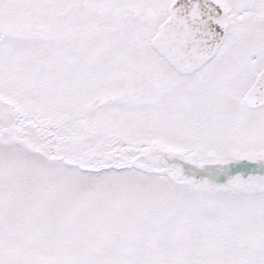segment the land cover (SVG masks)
I'll return each mask as SVG.
<instances>
[{
  "label": "snow or ice",
  "instance_id": "6c2138e0",
  "mask_svg": "<svg viewBox=\"0 0 264 264\" xmlns=\"http://www.w3.org/2000/svg\"><path fill=\"white\" fill-rule=\"evenodd\" d=\"M0 264H264V0H0Z\"/></svg>",
  "mask_w": 264,
  "mask_h": 264
}]
</instances>
